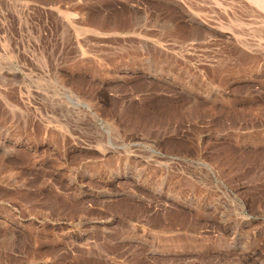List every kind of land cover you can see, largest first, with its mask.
I'll return each mask as SVG.
<instances>
[{
	"label": "rangeland",
	"instance_id": "374dc122",
	"mask_svg": "<svg viewBox=\"0 0 264 264\" xmlns=\"http://www.w3.org/2000/svg\"><path fill=\"white\" fill-rule=\"evenodd\" d=\"M258 1L0 0V264H264Z\"/></svg>",
	"mask_w": 264,
	"mask_h": 264
},
{
	"label": "bare ground",
	"instance_id": "6f19581e",
	"mask_svg": "<svg viewBox=\"0 0 264 264\" xmlns=\"http://www.w3.org/2000/svg\"><path fill=\"white\" fill-rule=\"evenodd\" d=\"M257 1H258V0H257ZM258 2H260V1H258ZM260 3H261V2H260ZM261 4H262V3H261ZM261 4H260V5H261Z\"/></svg>",
	"mask_w": 264,
	"mask_h": 264
}]
</instances>
